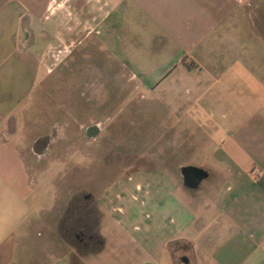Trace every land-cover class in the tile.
I'll return each instance as SVG.
<instances>
[{
    "label": "crops",
    "instance_id": "0c3cea01",
    "mask_svg": "<svg viewBox=\"0 0 264 264\" xmlns=\"http://www.w3.org/2000/svg\"><path fill=\"white\" fill-rule=\"evenodd\" d=\"M247 4L0 0V264H73L45 241L47 209L34 197L43 157L33 172L24 133L51 52L86 42L104 46L128 79H151L153 87L185 71L190 112L217 129L223 186L188 187V236L136 249L137 264H264V30ZM150 64L165 66L154 74ZM205 175L218 178L209 168Z\"/></svg>",
    "mask_w": 264,
    "mask_h": 264
},
{
    "label": "rangeland",
    "instance_id": "374dc122",
    "mask_svg": "<svg viewBox=\"0 0 264 264\" xmlns=\"http://www.w3.org/2000/svg\"><path fill=\"white\" fill-rule=\"evenodd\" d=\"M247 3L264 30V0ZM86 43L51 52L26 112L33 172L43 157L34 197L47 209L50 252L73 264L93 253L91 264H137L136 249L188 236V187L223 186L217 129L190 112L185 71L153 87L151 79H128L104 46ZM146 66L156 74L165 65ZM43 137L46 147H34ZM189 168L199 179L191 182ZM207 168L216 180H204Z\"/></svg>",
    "mask_w": 264,
    "mask_h": 264
},
{
    "label": "water",
    "instance_id": "95a60500",
    "mask_svg": "<svg viewBox=\"0 0 264 264\" xmlns=\"http://www.w3.org/2000/svg\"><path fill=\"white\" fill-rule=\"evenodd\" d=\"M187 176L189 177V179L192 181H196L197 179H199V175L198 173L195 171L194 168H189L187 170Z\"/></svg>",
    "mask_w": 264,
    "mask_h": 264
},
{
    "label": "flooded vegetation",
    "instance_id": "af4514ba",
    "mask_svg": "<svg viewBox=\"0 0 264 264\" xmlns=\"http://www.w3.org/2000/svg\"><path fill=\"white\" fill-rule=\"evenodd\" d=\"M47 142H48V138H46V137L40 138L37 141H35L34 147H38V149L39 148H45Z\"/></svg>",
    "mask_w": 264,
    "mask_h": 264
}]
</instances>
